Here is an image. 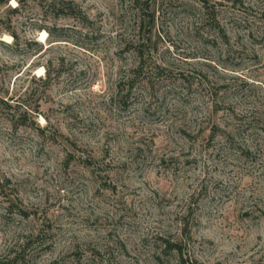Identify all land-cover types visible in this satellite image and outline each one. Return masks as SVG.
I'll return each mask as SVG.
<instances>
[{
    "label": "rangeland",
    "instance_id": "374dc122",
    "mask_svg": "<svg viewBox=\"0 0 264 264\" xmlns=\"http://www.w3.org/2000/svg\"><path fill=\"white\" fill-rule=\"evenodd\" d=\"M60 5L0 3V264H264V0Z\"/></svg>",
    "mask_w": 264,
    "mask_h": 264
},
{
    "label": "bare ground",
    "instance_id": "6f19581e",
    "mask_svg": "<svg viewBox=\"0 0 264 264\" xmlns=\"http://www.w3.org/2000/svg\"><path fill=\"white\" fill-rule=\"evenodd\" d=\"M45 36H46V31L45 30H42V31H40V41H42V40H44V38H45ZM6 38L5 39H7V40H9V38H10V36H5Z\"/></svg>",
    "mask_w": 264,
    "mask_h": 264
},
{
    "label": "trees",
    "instance_id": "16d2710c",
    "mask_svg": "<svg viewBox=\"0 0 264 264\" xmlns=\"http://www.w3.org/2000/svg\"><path fill=\"white\" fill-rule=\"evenodd\" d=\"M5 1H7V0H0V3L5 2ZM66 2H67V0H59V3H61V5L58 6V7H61V8L65 7ZM47 30H48L49 33L51 32L49 29H47ZM168 247H170V246H168Z\"/></svg>",
    "mask_w": 264,
    "mask_h": 264
}]
</instances>
